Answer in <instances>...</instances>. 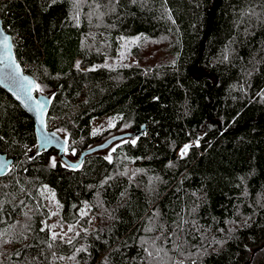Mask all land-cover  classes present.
Returning <instances> with one entry per match:
<instances>
[{"label": "trees", "instance_id": "1", "mask_svg": "<svg viewBox=\"0 0 264 264\" xmlns=\"http://www.w3.org/2000/svg\"><path fill=\"white\" fill-rule=\"evenodd\" d=\"M0 18L68 157L135 133L69 167L0 87V264H264V0H0ZM123 35L136 62L111 65Z\"/></svg>", "mask_w": 264, "mask_h": 264}, {"label": "water", "instance_id": "2", "mask_svg": "<svg viewBox=\"0 0 264 264\" xmlns=\"http://www.w3.org/2000/svg\"><path fill=\"white\" fill-rule=\"evenodd\" d=\"M4 37H8L7 47L4 43ZM14 65H18L19 69L21 70L19 73L20 77H27L29 80H33L35 83H37L32 75L24 71V68L17 60L15 56L13 36L5 30L2 19L0 18V87L5 90L13 99H15L20 104V106L33 118L35 122L39 152L56 150L61 161H63L69 167L77 168L84 162L87 155L105 150L113 145V143L135 135L133 132L116 134L106 141L85 150L79 159H71L66 155L67 140L59 132L48 127L47 125V118L52 104L50 95H37V90H33L31 93L32 100H26L24 94L19 90L17 84L9 78V74L13 70L12 66ZM17 96H19V99ZM36 101L40 102L41 108H36ZM144 129L145 127H143L141 131H144ZM16 159V156L9 157L7 154L0 152V169H2V172H0V178L6 176L11 171Z\"/></svg>", "mask_w": 264, "mask_h": 264}, {"label": "snow or ice", "instance_id": "3", "mask_svg": "<svg viewBox=\"0 0 264 264\" xmlns=\"http://www.w3.org/2000/svg\"><path fill=\"white\" fill-rule=\"evenodd\" d=\"M75 2L79 3V2H82V0H75ZM133 2H135V0H133ZM97 7H99V5H97ZM140 39V37H136L133 39V41H131L132 43H136L138 40ZM7 41H8V37H4V43H5V46L7 47ZM13 67V70L12 72L9 74V78L12 79L16 84L17 86L19 87V90L24 94L26 100H32V96H31V93L33 90H38V91H42L43 89L41 88V86L37 83H35V81L33 80H29L27 77H20L19 73H20V69H19V66L18 65H14L12 66ZM26 81V83H25ZM17 98L19 99V96H17ZM36 104V108H41V104L39 101H36L35 102ZM133 143H135V141H133ZM190 147V145H185L184 148L181 150V156H184L187 154V150L188 148ZM106 159H111V157H106ZM52 166L54 167L55 166V160L53 159L52 161ZM0 172H2V169H0ZM46 187V186H45ZM52 199L54 200L55 197H54V193L52 195ZM57 203V206L59 207V203ZM57 213H51V215H56ZM84 215H86L87 213L84 212L82 213ZM27 215V214H25ZM48 227H54L53 226H48ZM43 230V229H42ZM69 231H73V228L72 226H69ZM147 231H151V229H146ZM59 234L53 232L52 233V239L53 240H56L57 237H58ZM67 234L65 233L64 236H66ZM76 235H79V233H76ZM61 239H63V236H60ZM155 239H160V237H156ZM67 243H71V239H68L66 241ZM49 247H51V245H49ZM179 247V245H177V248ZM79 251H85V249H77V252ZM147 251V249H146ZM159 251V250H158ZM18 254V253H17ZM153 253L151 251H148V256H152ZM60 259H63V257H60ZM70 259H75V257H70ZM180 264H182V262H180ZM194 264V262H193Z\"/></svg>", "mask_w": 264, "mask_h": 264}, {"label": "rangeland", "instance_id": "4", "mask_svg": "<svg viewBox=\"0 0 264 264\" xmlns=\"http://www.w3.org/2000/svg\"><path fill=\"white\" fill-rule=\"evenodd\" d=\"M136 37H140V35H132V36L123 35V36H120V38H119L120 39V53H119V55H117L116 57H114L113 59H111L109 61V63L111 65H125V64H131V63L136 62V59L130 53L131 48L134 45L138 44V42L140 41V39H139L136 43H132L131 41H133V39ZM115 120H116V117L113 114L100 117L97 120H95V122L93 124V128L97 133H102L108 129L114 128L116 126ZM124 132H126V131H124ZM124 132H122V133H124ZM119 133H121V132H119ZM181 150L179 152L180 154H181ZM63 229L65 231L67 230V228H63ZM59 230H62V229H59Z\"/></svg>", "mask_w": 264, "mask_h": 264}]
</instances>
